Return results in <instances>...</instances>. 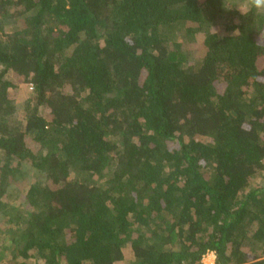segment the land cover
Wrapping results in <instances>:
<instances>
[{"label":"trees","instance_id":"trees-1","mask_svg":"<svg viewBox=\"0 0 264 264\" xmlns=\"http://www.w3.org/2000/svg\"><path fill=\"white\" fill-rule=\"evenodd\" d=\"M209 250L264 264V8L0 0V264Z\"/></svg>","mask_w":264,"mask_h":264},{"label":"rangeland","instance_id":"rangeland-1","mask_svg":"<svg viewBox=\"0 0 264 264\" xmlns=\"http://www.w3.org/2000/svg\"><path fill=\"white\" fill-rule=\"evenodd\" d=\"M199 45V43H193L191 44V48L192 49H197V46ZM14 77V76H13ZM20 86V90L18 93V102L20 104H22V102L24 101L26 94L30 91H32V89L30 88L29 84L24 83L20 78H13ZM19 115L22 116V109L19 110ZM132 259L128 258L126 261L130 262Z\"/></svg>","mask_w":264,"mask_h":264},{"label":"built area","instance_id":"built-area-1","mask_svg":"<svg viewBox=\"0 0 264 264\" xmlns=\"http://www.w3.org/2000/svg\"><path fill=\"white\" fill-rule=\"evenodd\" d=\"M30 88L32 89L33 88V84H29ZM216 253L215 251L213 250H209L207 251L203 256L202 258L195 262V263H183V264H217L216 262Z\"/></svg>","mask_w":264,"mask_h":264},{"label":"clouds","instance_id":"clouds-1","mask_svg":"<svg viewBox=\"0 0 264 264\" xmlns=\"http://www.w3.org/2000/svg\"><path fill=\"white\" fill-rule=\"evenodd\" d=\"M252 3L257 9L264 8V0H252Z\"/></svg>","mask_w":264,"mask_h":264}]
</instances>
